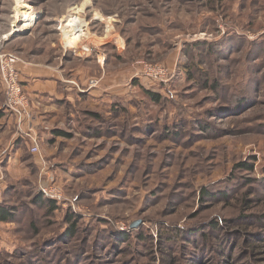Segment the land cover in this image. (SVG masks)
Returning <instances> with one entry per match:
<instances>
[{"label":"rangeland","instance_id":"1","mask_svg":"<svg viewBox=\"0 0 264 264\" xmlns=\"http://www.w3.org/2000/svg\"><path fill=\"white\" fill-rule=\"evenodd\" d=\"M0 41L80 71L63 106L33 105L23 85L40 155L0 80V205L15 213L0 264H164L161 246L193 239L207 240L206 264L221 240L232 264H264V0H0Z\"/></svg>","mask_w":264,"mask_h":264},{"label":"crops","instance_id":"2","mask_svg":"<svg viewBox=\"0 0 264 264\" xmlns=\"http://www.w3.org/2000/svg\"><path fill=\"white\" fill-rule=\"evenodd\" d=\"M60 58L57 59L58 63L53 62L51 64H47V62L46 64H35V61L26 59V62H22L20 65L22 81L32 104L34 103L33 105L45 104V107H49L50 105L53 106V104L58 101L60 102L59 104L63 106L66 103L64 100H72L74 98L72 93L76 94V97L80 96L79 91L75 89L74 86L68 85V83L65 82V77L67 76L71 78L76 76L74 79H76L77 82L80 81V71L67 67V65L64 66ZM71 61L72 60H69L67 63L70 64ZM66 93L68 95L65 96ZM44 112H47V108ZM42 113L43 112L38 113L37 110V114L35 115L38 119L44 120ZM12 117L15 118L14 115H12ZM19 149L20 148H18V151Z\"/></svg>","mask_w":264,"mask_h":264},{"label":"trees","instance_id":"3","mask_svg":"<svg viewBox=\"0 0 264 264\" xmlns=\"http://www.w3.org/2000/svg\"><path fill=\"white\" fill-rule=\"evenodd\" d=\"M256 60H252V62H255ZM22 74V73H21ZM23 84V81H22ZM134 84H137V81L134 82ZM24 85V84H23ZM215 89H217L216 86H213ZM145 94L149 97V99L155 103H161L162 101V96L160 94H157L151 90H146L144 91ZM242 92V91H240ZM246 97H242L241 102L245 101ZM92 116H94L95 118H100V116L98 114H91ZM5 117V113L1 110L0 111V120H2ZM55 136L58 137H70L69 134L60 131V130H55L54 132ZM32 154V153H31ZM239 168L245 170V171H252L254 169V167L252 165L249 164H241L239 165ZM210 196V192L206 191L204 192V197H209ZM44 198V196L41 194L39 195V197L36 198V201H42V199ZM49 207L51 209V211H54L56 208V203L54 201L49 200ZM15 219V213L11 208H8L6 206L0 205V222L2 223H10V222H14ZM67 223L69 224L70 228L68 234L70 236H74L76 233V226L77 223L75 222L76 220L74 219L73 216H68L66 219ZM212 228L214 230H219V226L217 223V226H212ZM198 234H202L201 231H197ZM166 235L161 234L160 236L163 237L164 239H166L167 237V242H166V247L170 246L174 243H176L175 239V235L173 234H168L165 233ZM191 234V233H190ZM178 237H182V235H178ZM126 238V237H125ZM170 238L172 240H170ZM198 238V235H197ZM144 239V238H143ZM127 240V239H126ZM205 241H207L206 239H203V242H201L200 240L197 239L196 240L193 239V241L188 242L191 244L192 247H188V243H186L185 245H183V249L182 251L178 250V246L177 249L174 251H168L166 248L165 250H162V248H164L163 246H161L160 248V252L164 255L163 257V262L164 264H178L180 262V258L181 257H186L185 259H190V262H192L191 264H206L205 262H202V258L200 257L201 254L205 253L206 254V244ZM160 245H162L163 241H159ZM220 249L218 250L219 253H221V256L219 257V259H211L213 264L215 262L219 263V264H232V259H233V252L231 251L232 246L231 245H227L226 243H224L222 240L220 241ZM232 252V253H230ZM187 261V260H186Z\"/></svg>","mask_w":264,"mask_h":264},{"label":"built area","instance_id":"4","mask_svg":"<svg viewBox=\"0 0 264 264\" xmlns=\"http://www.w3.org/2000/svg\"><path fill=\"white\" fill-rule=\"evenodd\" d=\"M113 43L118 45L117 40H114ZM94 50L92 49L89 54L94 53ZM96 50L99 51L98 48ZM99 58L101 59H99V63L102 66L104 64V60L102 61L103 56ZM21 62L23 61L19 56L6 51L5 43L0 41V80L6 95L5 106L15 116L19 129L25 131L26 122L31 119V113L29 111L31 102L22 84V75L18 68ZM73 84L77 85L74 82ZM96 85H98V82L95 79H91L89 87L94 88ZM32 131V127H30L28 131H25V134L32 143L31 152L40 155L41 151L39 149L38 138ZM55 197L56 199L62 198L61 195Z\"/></svg>","mask_w":264,"mask_h":264},{"label":"bare ground","instance_id":"5","mask_svg":"<svg viewBox=\"0 0 264 264\" xmlns=\"http://www.w3.org/2000/svg\"><path fill=\"white\" fill-rule=\"evenodd\" d=\"M18 1V0H17ZM18 3V9H17V12L19 13V9L23 6H21V1L17 2ZM24 4V3H23ZM22 9V8H21ZM33 12H31L30 10L29 11H24L23 12V15L21 16L22 17V21H23V24L22 26L20 27L21 29H27L29 28L32 23H33V20L35 19V16L32 14ZM16 27H19L18 24L15 25L13 28L15 30ZM15 35V34H14Z\"/></svg>","mask_w":264,"mask_h":264},{"label":"water","instance_id":"6","mask_svg":"<svg viewBox=\"0 0 264 264\" xmlns=\"http://www.w3.org/2000/svg\"><path fill=\"white\" fill-rule=\"evenodd\" d=\"M139 223H135L134 225H133V227H135V226H137Z\"/></svg>","mask_w":264,"mask_h":264}]
</instances>
